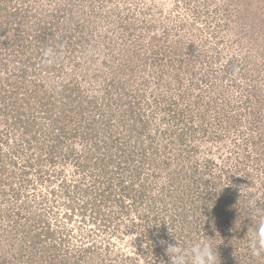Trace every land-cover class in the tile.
<instances>
[{"label": "rangeland", "instance_id": "obj_1", "mask_svg": "<svg viewBox=\"0 0 264 264\" xmlns=\"http://www.w3.org/2000/svg\"><path fill=\"white\" fill-rule=\"evenodd\" d=\"M264 0H0V264H264Z\"/></svg>", "mask_w": 264, "mask_h": 264}, {"label": "clouds", "instance_id": "obj_2", "mask_svg": "<svg viewBox=\"0 0 264 264\" xmlns=\"http://www.w3.org/2000/svg\"><path fill=\"white\" fill-rule=\"evenodd\" d=\"M252 256L264 257V218L255 227L248 241ZM166 253L170 264H220L217 250L209 241H196L190 248L183 249L177 245H168Z\"/></svg>", "mask_w": 264, "mask_h": 264}]
</instances>
